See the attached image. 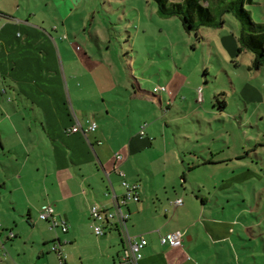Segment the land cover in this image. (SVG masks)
I'll return each instance as SVG.
<instances>
[{"label": "rangeland", "instance_id": "rangeland-1", "mask_svg": "<svg viewBox=\"0 0 264 264\" xmlns=\"http://www.w3.org/2000/svg\"><path fill=\"white\" fill-rule=\"evenodd\" d=\"M16 1L15 16L37 23L41 37L87 52L99 88H112L110 100L128 103L113 104L116 114L131 112L122 123L128 136L146 124L152 143L137 135L141 151L127 167L139 170L148 192L143 200L162 215L173 186L179 188L185 203L176 220L185 226L191 219L190 231L199 232L198 260L264 264V66L248 69L252 53L238 51L235 16L225 12L221 25L195 32L177 16L160 15L155 0ZM247 8L264 21L263 0ZM96 89L94 83L93 95ZM122 141L114 140L112 150ZM212 158L225 162L204 164ZM97 237L88 234L81 243L89 250Z\"/></svg>", "mask_w": 264, "mask_h": 264}, {"label": "crops", "instance_id": "crops-1", "mask_svg": "<svg viewBox=\"0 0 264 264\" xmlns=\"http://www.w3.org/2000/svg\"><path fill=\"white\" fill-rule=\"evenodd\" d=\"M12 3L0 0V264H118L123 248L120 225L106 223L105 233L96 235L92 204L121 208L127 214L128 233L146 237L140 264H203L198 260L203 247L193 246L199 232L188 227L192 220L185 226L176 220L180 215L176 211L185 203L179 188L173 186L172 199L182 198V203L169 199L165 207L170 210L162 215L154 201L151 209L150 201L143 200L148 192L140 183L139 170L127 167L132 154L141 151L137 135L152 143L146 133H139L146 124L140 122L136 134L128 136L122 123L131 112L121 108L113 112V104L128 103L110 100L107 92L112 88L107 92L99 88L87 52L71 42L62 45L41 37L37 23L15 16ZM137 93L151 96L146 90L131 91ZM90 117L96 130L86 135L69 131L76 119L85 124ZM118 139L123 140L121 148L113 151L112 143ZM212 161L208 164L225 162ZM121 172L137 183L138 200H124ZM155 197L162 205L157 193ZM47 203L56 216L67 220L66 230L39 218V209ZM172 231L183 233L181 246L160 242V235ZM93 233L98 244L88 250L81 242Z\"/></svg>", "mask_w": 264, "mask_h": 264}, {"label": "trees", "instance_id": "trees-1", "mask_svg": "<svg viewBox=\"0 0 264 264\" xmlns=\"http://www.w3.org/2000/svg\"><path fill=\"white\" fill-rule=\"evenodd\" d=\"M155 1L160 15L177 16L187 31L196 32L201 26L216 27L221 25L223 13L230 12L240 24V47L238 51L247 49L252 53V60L248 69L257 70L264 66V21H255L251 11L247 8V5L254 4L255 0ZM249 155L248 152L246 156ZM207 163H215V161L207 160L204 164Z\"/></svg>", "mask_w": 264, "mask_h": 264}, {"label": "built area", "instance_id": "built-area-1", "mask_svg": "<svg viewBox=\"0 0 264 264\" xmlns=\"http://www.w3.org/2000/svg\"><path fill=\"white\" fill-rule=\"evenodd\" d=\"M97 128V123L90 118L85 120V124H82L76 119V122L69 128V131L76 132L81 131L86 135L89 131H94ZM140 135H145L144 126H141L139 130ZM121 158V155H117ZM122 184L125 187L124 200H138L137 183L128 181L125 178L124 172H121ZM182 203V198H177L172 201V204L178 205ZM39 218L45 219L49 222L50 226H61L63 230L67 228V220L62 217H58L54 214L53 206L49 203L44 204L39 209ZM90 217L94 221L93 229L96 235H103L105 233L106 223L115 221L120 225V232L123 235V248L119 253L118 264H140L139 260L142 258V250L147 245V239L143 234L131 235L128 233L126 225L124 223L127 214L124 213L121 208L117 210L104 209L97 204L90 206ZM13 236V233H10ZM160 242L162 244L170 246H181L183 242V233L181 231H172L160 235ZM57 250L56 246L52 247ZM63 263V259L61 258Z\"/></svg>", "mask_w": 264, "mask_h": 264}]
</instances>
